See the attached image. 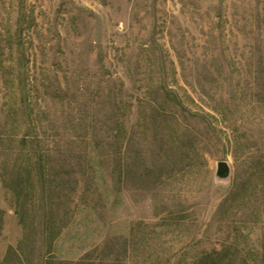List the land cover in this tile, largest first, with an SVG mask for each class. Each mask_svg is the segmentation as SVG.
I'll return each mask as SVG.
<instances>
[{"label":"rangeland","instance_id":"rangeland-1","mask_svg":"<svg viewBox=\"0 0 264 264\" xmlns=\"http://www.w3.org/2000/svg\"><path fill=\"white\" fill-rule=\"evenodd\" d=\"M0 209V264H264V0H0Z\"/></svg>","mask_w":264,"mask_h":264},{"label":"water","instance_id":"water-1","mask_svg":"<svg viewBox=\"0 0 264 264\" xmlns=\"http://www.w3.org/2000/svg\"><path fill=\"white\" fill-rule=\"evenodd\" d=\"M230 175V166L227 161H220L218 163L217 176L219 178H227Z\"/></svg>","mask_w":264,"mask_h":264},{"label":"trees","instance_id":"trees-1","mask_svg":"<svg viewBox=\"0 0 264 264\" xmlns=\"http://www.w3.org/2000/svg\"><path fill=\"white\" fill-rule=\"evenodd\" d=\"M3 214V212H2V210L0 209V214ZM2 223H3V217L2 216H0V235H1V229H2ZM220 254V252H218V251H215V255H219ZM213 254L211 253L209 256H207L206 258H210L211 256H212ZM6 261H8V257L5 259Z\"/></svg>","mask_w":264,"mask_h":264}]
</instances>
